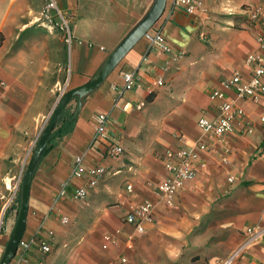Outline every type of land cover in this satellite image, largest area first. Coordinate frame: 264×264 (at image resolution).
Masks as SVG:
<instances>
[{
    "label": "crops",
    "instance_id": "crops-1",
    "mask_svg": "<svg viewBox=\"0 0 264 264\" xmlns=\"http://www.w3.org/2000/svg\"><path fill=\"white\" fill-rule=\"evenodd\" d=\"M198 1L191 15L167 1L150 35L107 80L81 105L78 99L69 103L61 118L73 113L74 130L37 167L23 244L11 264H224L248 227H264V100L229 92L243 115L222 138L198 124L214 118L210 94L224 79L237 72L251 77L247 57L264 50L260 28L250 29L246 18L264 0ZM55 2L69 31L60 21L46 28L44 0H0V180L6 191L18 187L60 90L94 79L155 0ZM156 31L171 53L153 46ZM128 72L138 85L124 90ZM99 114L109 116V136L124 148L118 159L107 157V141L95 140ZM198 141L207 150L195 161L196 176L164 202L152 186L173 177L165 151ZM79 156L87 167L102 163L119 173L105 176L84 200L60 198L65 182L73 191L88 181L85 174L73 176ZM145 201L154 205V217L140 233L125 218ZM10 229L0 234V258ZM37 236L51 240L54 253H42ZM233 264H264V237Z\"/></svg>",
    "mask_w": 264,
    "mask_h": 264
},
{
    "label": "built area",
    "instance_id": "built-area-1",
    "mask_svg": "<svg viewBox=\"0 0 264 264\" xmlns=\"http://www.w3.org/2000/svg\"><path fill=\"white\" fill-rule=\"evenodd\" d=\"M171 2L173 8L181 9L186 14H194L200 7L198 0H168ZM43 17L45 26L48 30H53L57 26V21H60L61 29L69 31L68 20L63 13L58 9L55 0H44ZM246 22L250 29L255 27L260 28L261 32L258 41L264 50V4L248 10ZM150 35V32L147 36ZM152 38V44L162 53H171V46L165 41L160 32L156 31ZM67 40L70 41L69 37ZM184 55L183 53L179 54ZM251 69V77L246 78L240 73H234L231 77L224 79L221 82V87L214 89L210 94V101L215 112L213 119L201 118L198 122L199 127L206 132L213 133L216 137L222 138L225 135L233 132L235 121L243 115V110L237 105L236 101L229 95V92L234 93L237 97L251 100L254 103H260L264 100V52L252 53L248 55L246 60ZM125 85L124 90L133 89L138 85L136 75L134 72H128L124 75ZM162 80L156 82L157 86L162 85ZM60 98L66 93L65 90H60ZM58 100V101H59ZM264 121V116L262 117ZM96 135L95 140L107 141V157L120 158L124 155V148L116 140L111 139L108 133V126L110 123L107 114H99L94 117ZM251 132V129H246ZM207 150V145L204 142L198 141L186 145L181 149H167L163 155L165 167L172 174V179L165 181L159 185L152 186L153 190L160 195L162 200L170 204L184 181L191 180L196 176L197 169L195 168V161L200 155ZM264 157V153L260 154ZM117 171L109 168L102 163H95L87 167L85 164V157H76L73 161V176L80 177L84 174L88 176V181L85 186L76 188L70 191V181L63 184L59 197L70 196L75 200H84L87 198L89 189L96 188L102 179L107 175H116ZM127 189L132 190V186L128 185ZM154 205L145 201L136 209L131 210L125 221L133 225L138 232L145 231L144 223L153 222ZM67 220L64 219V222ZM247 237L243 244L236 249L224 262V264H233L236 262L244 252L260 239L264 237V227L250 226L247 229ZM35 244L40 251L45 255L54 253L55 244L44 237L37 236ZM23 244V243H22Z\"/></svg>",
    "mask_w": 264,
    "mask_h": 264
},
{
    "label": "water",
    "instance_id": "water-1",
    "mask_svg": "<svg viewBox=\"0 0 264 264\" xmlns=\"http://www.w3.org/2000/svg\"><path fill=\"white\" fill-rule=\"evenodd\" d=\"M168 0H155L151 9L143 19L132 29V31L121 41L116 49L109 55L105 64L97 76L88 83L67 91L58 101L51 116L49 117L44 129L42 130L30 160L25 168L21 184L20 206L18 216L5 245L3 254L0 258V264H11L17 256L23 243V237L26 230L27 217L29 214V203L31 195V185L41 159L43 158L48 141L51 139L64 111L73 99L81 100L97 90L118 67L127 53L148 33L163 15Z\"/></svg>",
    "mask_w": 264,
    "mask_h": 264
},
{
    "label": "rangeland",
    "instance_id": "rangeland-1",
    "mask_svg": "<svg viewBox=\"0 0 264 264\" xmlns=\"http://www.w3.org/2000/svg\"><path fill=\"white\" fill-rule=\"evenodd\" d=\"M24 172H25V169L21 176V180H20L18 187L16 188L12 187L8 191L5 190L6 185L4 184V182L0 180V234L4 233V231L9 229V227L12 228L10 229V235L13 231V228H14L17 216H18L19 206H20L19 200H20V195H21V184H22ZM3 248H5V246ZM3 251L1 253V256L3 254Z\"/></svg>",
    "mask_w": 264,
    "mask_h": 264
},
{
    "label": "trees",
    "instance_id": "trees-1",
    "mask_svg": "<svg viewBox=\"0 0 264 264\" xmlns=\"http://www.w3.org/2000/svg\"><path fill=\"white\" fill-rule=\"evenodd\" d=\"M4 41L3 35L0 34V47ZM75 119L74 114H67L59 121L56 129L54 130L51 139L48 141L45 154L50 151L51 148L55 146V143L62 140L65 136L71 134L74 130ZM20 203V200H19Z\"/></svg>",
    "mask_w": 264,
    "mask_h": 264
}]
</instances>
